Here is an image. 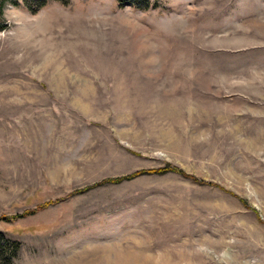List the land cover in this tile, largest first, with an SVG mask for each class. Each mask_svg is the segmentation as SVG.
Listing matches in <instances>:
<instances>
[{
  "label": "rangeland",
  "instance_id": "374dc122",
  "mask_svg": "<svg viewBox=\"0 0 264 264\" xmlns=\"http://www.w3.org/2000/svg\"><path fill=\"white\" fill-rule=\"evenodd\" d=\"M1 20L0 264H264V0Z\"/></svg>",
  "mask_w": 264,
  "mask_h": 264
},
{
  "label": "trees",
  "instance_id": "16d2710c",
  "mask_svg": "<svg viewBox=\"0 0 264 264\" xmlns=\"http://www.w3.org/2000/svg\"><path fill=\"white\" fill-rule=\"evenodd\" d=\"M26 2V7L27 9L32 12V13H36L37 11H39L40 9H42L44 6H46L47 4V0H25ZM6 28V25L3 23V21L1 20L0 21V31L5 29ZM169 172H176V173H179L181 175H184L185 177H187V174L184 173L182 170L180 169H177L175 167H172L170 165H168L167 167L163 168V169H159V170H155V171H150L148 173H157V174H166V173H169ZM145 172H138V173H135V174H132L130 176H126V177H122V178H118V179H115V180H111V182H121L125 179H131V178H134L138 175H141ZM190 177V176H188ZM191 179L195 180L196 182L198 183H202V181H199L197 178H192ZM42 207L44 206H40L39 209H41ZM20 216H15V217H5L3 218L4 221H13V220H17ZM2 252L0 253V257L2 258ZM2 263V262H1Z\"/></svg>",
  "mask_w": 264,
  "mask_h": 264
}]
</instances>
